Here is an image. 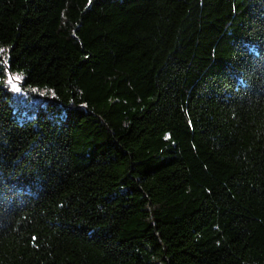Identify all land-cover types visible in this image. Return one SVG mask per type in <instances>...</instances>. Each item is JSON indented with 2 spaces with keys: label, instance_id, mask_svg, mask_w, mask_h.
Wrapping results in <instances>:
<instances>
[{
  "label": "trees",
  "instance_id": "trees-1",
  "mask_svg": "<svg viewBox=\"0 0 264 264\" xmlns=\"http://www.w3.org/2000/svg\"><path fill=\"white\" fill-rule=\"evenodd\" d=\"M0 264H264V0H0Z\"/></svg>",
  "mask_w": 264,
  "mask_h": 264
},
{
  "label": "rangeland",
  "instance_id": "rangeland-1",
  "mask_svg": "<svg viewBox=\"0 0 264 264\" xmlns=\"http://www.w3.org/2000/svg\"><path fill=\"white\" fill-rule=\"evenodd\" d=\"M14 88V87H13ZM18 89V90H17ZM43 93V92H42ZM42 93L38 92L36 94V97H33L31 100H30V106H33L35 105L36 107H39L40 104L42 103L43 99H42ZM18 94H29L27 91H23V93H19V88H14L13 92H12V96H13V99L14 101H16L17 99V95Z\"/></svg>",
  "mask_w": 264,
  "mask_h": 264
},
{
  "label": "snow or ice",
  "instance_id": "snow-or-ice-1",
  "mask_svg": "<svg viewBox=\"0 0 264 264\" xmlns=\"http://www.w3.org/2000/svg\"><path fill=\"white\" fill-rule=\"evenodd\" d=\"M11 82V81H10ZM18 90V89H17Z\"/></svg>",
  "mask_w": 264,
  "mask_h": 264
}]
</instances>
